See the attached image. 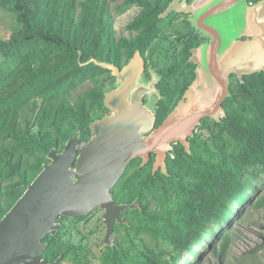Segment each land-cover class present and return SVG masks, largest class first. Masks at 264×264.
I'll list each match as a JSON object with an SVG mask.
<instances>
[{"label":"trees","instance_id":"trees-1","mask_svg":"<svg viewBox=\"0 0 264 264\" xmlns=\"http://www.w3.org/2000/svg\"><path fill=\"white\" fill-rule=\"evenodd\" d=\"M168 2L0 0V8L20 24L9 37H0V219L50 162V151H62L77 134L81 142L89 140L91 123L106 112L107 69L85 63L95 58L122 66L137 49L144 53ZM135 5L143 9L129 27L141 32L119 39L115 16ZM173 71L164 70L166 75ZM86 81L95 85L75 97ZM160 88L171 102L172 86L162 83ZM224 108L225 116L207 126L209 138L197 137L189 149L169 156L167 174L139 169V160H133L113 192L118 202L137 200L142 208L128 210L129 224L121 225L127 232L102 251L101 264H181L185 255L198 253L195 247L209 233H215L210 246L223 236L221 254L227 251L229 234L220 232L222 223L234 202L252 203L264 183V70L238 79ZM246 188L252 193L240 196ZM263 202L264 196L256 204ZM64 228L43 240L48 244L44 258L55 261L63 254V262L85 264V251L63 238ZM145 235L166 249L151 245Z\"/></svg>","mask_w":264,"mask_h":264},{"label":"water","instance_id":"water-1","mask_svg":"<svg viewBox=\"0 0 264 264\" xmlns=\"http://www.w3.org/2000/svg\"><path fill=\"white\" fill-rule=\"evenodd\" d=\"M242 1L206 0L205 6L210 8L204 15L209 17L218 12L228 13L236 3ZM189 8L185 2L175 1L165 14ZM251 10L256 24L255 39L235 40L222 59L217 56L220 46L212 45L207 69L218 84L214 101L204 99V106L199 110L201 112L196 109L189 117L186 114L193 109V104L181 105L147 136L145 134L155 128L156 118L144 104L143 98L152 95L155 87L154 83L147 87L139 82L145 69L141 52L137 51L123 69L95 58L85 63L94 62L113 70L117 76L120 86L105 97V106L114 113L91 123L92 136L89 140L81 142L77 134L68 140L62 151L56 148L50 151V162L44 164L43 170L24 194L0 219V264H60L63 254L55 261L44 258L48 244L43 240L59 232L61 217L80 218L98 208L105 211V242L113 245L115 223H126L128 219L122 218V213L138 208L137 201L117 204L112 192L130 163L141 157L145 164L151 153L157 150L155 169L162 165L163 172L167 174L166 149L160 146L176 140L177 132H181L182 140L189 149L187 131L192 130L196 122L206 116H214L218 120L225 116L223 104L230 95L229 74L234 71L243 80L244 75L264 70V0ZM204 28L211 29L207 26ZM219 41L222 44L221 38ZM202 74L203 67L199 78ZM187 97L194 100L195 95L189 92Z\"/></svg>","mask_w":264,"mask_h":264},{"label":"flooded vegetation","instance_id":"flooded-vegetation-1","mask_svg":"<svg viewBox=\"0 0 264 264\" xmlns=\"http://www.w3.org/2000/svg\"><path fill=\"white\" fill-rule=\"evenodd\" d=\"M175 1H178L179 3L185 2L190 6V8L185 11L173 10L170 14L166 15L165 13L167 9ZM261 1L262 0H243L242 1L243 8L241 10L244 15V21L246 23V26H248V28L247 30L245 29L244 30L245 32L241 34L240 30H238L236 27L233 26L232 34L226 35L225 33L226 31L225 32L223 31L222 23L231 22V19L230 21L227 19L228 13H226L227 17H224L225 16L224 13H220V12L212 16L206 17L204 14L210 8L205 6L206 0H169L165 9L162 12H159V14L157 13L159 18V20L156 21V25H155L157 28V32L149 48L144 53L142 52V50L137 49L133 54V56L128 61H127V57L124 58L122 66L117 65L114 62H109L123 69L126 65L129 64V62L135 56L137 51L141 52V55L145 62V69L139 82L140 84H143L144 86L147 87H150L151 84L154 83V87H155V91L152 95H146L143 98L144 104L154 113L156 118L155 128L151 132L145 134V136L151 134L155 129L159 128L165 122V120H167V118L178 109V107H181V105L187 103L193 104L192 106L193 109L188 114H186V117H189L192 114H194V112H196V109H198V111L201 110L200 108L204 106L203 104L205 102L203 101L204 99L214 101V98L216 96L215 94L218 89L217 87L218 84L217 81L211 75L210 71L207 69L208 58L211 56V49L213 47L212 45L215 44L220 46L217 56L218 58L222 59L225 55L226 50H230L233 47L232 44L235 42V40L255 39L257 36L256 24H255V18H253L252 16L253 14L251 9H253L254 6H256ZM135 6L139 7L140 9L137 12V14L134 15L133 20L135 19L136 16H138L141 13L143 9L142 6L139 5H135ZM115 7L116 4H114V8ZM237 20L238 19H236V23H238ZM232 23H235V20H233ZM129 24L126 26L129 36H118L116 31V36L119 39L123 37L127 39H133L140 34L141 32L140 29L134 27L130 28ZM204 26L211 27L210 31L204 28ZM219 38L222 39V44L220 43ZM169 67H172L174 71L170 72L169 75H166L164 70L168 69ZM202 67H203V74L199 78V73ZM106 69H107V73L105 75L107 82L106 88L109 87V89L106 90L105 97L107 93L114 91L120 86L118 84L117 76L113 74V70L108 68ZM167 76L168 78L166 79L165 82V77ZM238 79L241 80L236 72L232 71L229 74L230 92H231V87L236 86ZM162 83H165L166 86L168 84L172 86V89L168 90V92L173 95V100L171 102L168 101L169 96L167 95V93H165L160 88ZM189 92L195 95L194 100H191L189 97H187V93ZM105 97H104V103H105ZM113 113L114 112L112 110L107 108L102 118L108 115H112ZM160 115L161 116L165 115L161 123H159ZM220 120H218L214 116L203 117L199 122H196L192 130L187 131V134L189 135L188 141L190 142L197 137H199L200 139H207V136H205V133L209 130L207 126L215 121L219 122ZM176 135H177L176 140L170 141L169 144L160 146V148L166 149L165 151L167 154L166 157L167 167H168L167 162L171 154H173V157L172 155L171 157L174 158L177 149H181L182 147H185L186 150L188 149L182 140L183 139V137L181 136L182 133L177 132ZM171 147L173 148L172 151H170ZM157 154H158L157 150L152 152L150 155V159L145 164H143L144 163L143 158L141 157L136 158L139 160L138 168L140 169L147 167V170H151L153 173L163 172L162 165H159V167L155 169ZM113 191H117L116 187L113 189ZM115 200L117 204H122V202H118L116 197ZM139 208H142L141 204ZM127 212L128 211L123 212L121 217L122 218L127 217L128 219ZM104 213L105 211L103 209L98 208L92 214L78 218L79 220L77 221V223H80L91 216L99 215V217H101L104 215ZM73 219L74 218H69L65 216L61 217L60 221L62 222V226H65L64 228L65 232L67 231L66 227L68 224H75ZM123 224L128 225L129 219L126 223H120L118 221L115 223L114 234H113L115 241L113 244H117L118 239L124 237L127 229L122 228L121 230V225ZM104 228L106 229L105 224H104ZM65 235L66 233L64 234L63 238H65ZM76 245H78V247L83 251L88 250L87 245H83V244H76ZM108 245L109 244H106L103 247V250L106 249ZM63 263L64 262L62 260L60 264Z\"/></svg>","mask_w":264,"mask_h":264},{"label":"rangeland","instance_id":"rangeland-1","mask_svg":"<svg viewBox=\"0 0 264 264\" xmlns=\"http://www.w3.org/2000/svg\"><path fill=\"white\" fill-rule=\"evenodd\" d=\"M114 4H112L113 8ZM242 8V2H238L228 11L227 19L229 21L231 19V22L222 23L223 31H226V35L232 34L233 26L239 28L241 33L245 32L244 30L247 29L248 26H246L244 21ZM139 9V7L134 6L124 13L116 14L114 27L118 36H129L126 26L133 20L134 15L137 14ZM224 15V17H227L226 12H224ZM236 19H238V23H236ZM233 20H235V23H232ZM19 25L16 17L12 13L0 8V37H9L12 30ZM94 85L92 81H86L78 87L74 96L76 97L78 94H82ZM104 88L105 90L109 89V87L106 88V86ZM205 136L209 138V130L205 133ZM262 179H264V177H262ZM258 188L261 189L258 190L252 203L243 206L239 201L234 202L232 214L228 221L222 223L219 229L220 232L224 231L223 234H229V248L225 253L221 254L220 249L223 236H221L214 245L210 246V243L215 239L214 232L218 233L219 231L214 229L212 231L214 234L209 233L205 235L203 243L195 247L198 253L185 255L181 259V264H264V202L256 204V202H259L264 196V183ZM245 193L246 195H250L252 190L246 188L245 191L241 192L242 195L240 196L244 197ZM136 203L139 208L140 204L138 201ZM102 219L103 216L99 217V215H95L80 223L68 224L66 227L67 231L65 232L66 235L64 238L66 241L88 246V250L84 252L83 257L85 264H101L99 256L103 251V247L106 245L105 239L107 234V228H104ZM131 232L135 241L142 246L143 243L141 239L135 237L134 230ZM143 238L153 246L159 245V249L161 250L166 249L165 244H156V241L149 236L146 237L145 235ZM207 247L209 249L206 250L205 254L202 256V253ZM63 264L77 263L67 260Z\"/></svg>","mask_w":264,"mask_h":264},{"label":"built area","instance_id":"built-area-1","mask_svg":"<svg viewBox=\"0 0 264 264\" xmlns=\"http://www.w3.org/2000/svg\"><path fill=\"white\" fill-rule=\"evenodd\" d=\"M172 155V157H173V154H171Z\"/></svg>","mask_w":264,"mask_h":264}]
</instances>
